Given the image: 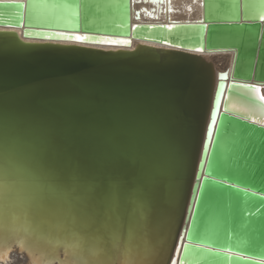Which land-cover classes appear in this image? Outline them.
Segmentation results:
<instances>
[{
    "label": "water",
    "instance_id": "obj_1",
    "mask_svg": "<svg viewBox=\"0 0 264 264\" xmlns=\"http://www.w3.org/2000/svg\"><path fill=\"white\" fill-rule=\"evenodd\" d=\"M192 1L0 0L3 261L264 264V0Z\"/></svg>",
    "mask_w": 264,
    "mask_h": 264
},
{
    "label": "bare ground",
    "instance_id": "obj_2",
    "mask_svg": "<svg viewBox=\"0 0 264 264\" xmlns=\"http://www.w3.org/2000/svg\"><path fill=\"white\" fill-rule=\"evenodd\" d=\"M170 4L172 5V7L175 10H177L176 12L162 13L160 15H157V19L151 18L150 15H146L143 13L141 16V20L143 22L144 21H146V22H154V21L161 22V21H165L167 19L184 21V20H198L199 18H201L200 5H196V3H193L192 0H171ZM132 6L135 10L140 9L142 7H145L148 10L149 8L154 7L153 4H151L149 2H144V1H141V2L135 1ZM18 32H20V31H18ZM117 47H119V46H117ZM102 48L103 49H109V48L110 49H116V47H102ZM223 55H226L227 58H223L224 57ZM202 56L204 58L222 56V58H215V60H213L212 58H206L207 60L213 61L215 64H219V63H217V61L223 62L224 63L223 68H217L216 67V70L218 72H221L223 69L230 67L231 62H232L233 52H229V51L228 52L227 51L204 52L202 54ZM263 95H264V90H263ZM0 252L4 253L3 259L7 257V254H6L7 251L3 247H0ZM66 255H67V257H66ZM64 256L66 257L65 260L62 262H59L58 264H61V263L64 264V262L68 263V260L70 261L69 262L70 264H73L71 262L72 259L75 260V262L77 261L76 256H74V253L71 252L70 250L66 254L64 253ZM60 257H63V254L60 253ZM18 259H20V258H18ZM66 259H68V260H66ZM13 262L17 263V264H25V263L31 264L34 262H36L35 264H42L45 261L40 255H36V256L29 257L28 259H26V258L20 259L19 260L20 263L17 261V257H16L13 261H11V263H13ZM75 262H74V264H75ZM76 264H81V263L76 262Z\"/></svg>",
    "mask_w": 264,
    "mask_h": 264
},
{
    "label": "rangeland",
    "instance_id": "obj_3",
    "mask_svg": "<svg viewBox=\"0 0 264 264\" xmlns=\"http://www.w3.org/2000/svg\"><path fill=\"white\" fill-rule=\"evenodd\" d=\"M224 57L223 58H227V56L226 55H223ZM206 58H212L213 60H215V58H222V56H215V57H206ZM217 63H219V64H216V66L217 65H220V68H223L224 67V63L223 62H221V61H217ZM3 255H4V253L3 252H0V264H17V263H11V261H13L14 260V258L10 261V262H5V261H3ZM5 259V258H4ZM19 260L20 259H18L17 258V261L19 262ZM20 263V262H19ZM36 262H34V263H31V264H35ZM26 264V263H25ZM64 264H68L67 262H64Z\"/></svg>",
    "mask_w": 264,
    "mask_h": 264
},
{
    "label": "snow or ice",
    "instance_id": "obj_4",
    "mask_svg": "<svg viewBox=\"0 0 264 264\" xmlns=\"http://www.w3.org/2000/svg\"><path fill=\"white\" fill-rule=\"evenodd\" d=\"M76 40L78 41H85L88 39V37H84V36H77L75 37ZM116 43H120V42H116ZM123 43H128V42H123ZM259 92V90L257 89V93ZM259 99L264 101V96H259Z\"/></svg>",
    "mask_w": 264,
    "mask_h": 264
},
{
    "label": "crops",
    "instance_id": "obj_5",
    "mask_svg": "<svg viewBox=\"0 0 264 264\" xmlns=\"http://www.w3.org/2000/svg\"><path fill=\"white\" fill-rule=\"evenodd\" d=\"M220 65H221V64H220ZM220 65H217L216 67H217V68H220Z\"/></svg>",
    "mask_w": 264,
    "mask_h": 264
}]
</instances>
